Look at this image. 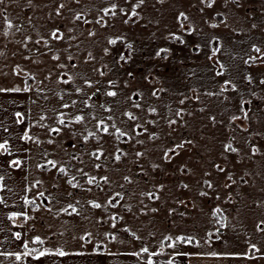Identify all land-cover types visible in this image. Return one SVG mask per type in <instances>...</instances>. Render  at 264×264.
<instances>
[{
	"label": "rangeland",
	"instance_id": "obj_1",
	"mask_svg": "<svg viewBox=\"0 0 264 264\" xmlns=\"http://www.w3.org/2000/svg\"><path fill=\"white\" fill-rule=\"evenodd\" d=\"M262 81L264 0L0 3V88L31 94L32 226L60 248L126 264L251 250Z\"/></svg>",
	"mask_w": 264,
	"mask_h": 264
},
{
	"label": "crops",
	"instance_id": "obj_2",
	"mask_svg": "<svg viewBox=\"0 0 264 264\" xmlns=\"http://www.w3.org/2000/svg\"><path fill=\"white\" fill-rule=\"evenodd\" d=\"M0 90V145L3 146L0 147V261L5 264H126L123 258L101 256L96 250L60 248L58 240L44 239L41 226L33 230L28 196L34 163L27 136L31 94L26 89ZM259 229L258 238L246 239L255 246L251 250L180 255L175 264H264V218ZM38 235L42 240L35 242L33 238ZM60 252L65 255H59Z\"/></svg>",
	"mask_w": 264,
	"mask_h": 264
},
{
	"label": "snow or ice",
	"instance_id": "obj_3",
	"mask_svg": "<svg viewBox=\"0 0 264 264\" xmlns=\"http://www.w3.org/2000/svg\"><path fill=\"white\" fill-rule=\"evenodd\" d=\"M140 2L142 3L143 2V0H140ZM0 3H3V0H0ZM62 7V6H61ZM209 7H211V4H209ZM181 16H183V13H181ZM79 18V17H78ZM185 19H186V17H185ZM53 35L55 36L56 34L55 33H53ZM112 43H114V41H112ZM255 51H257V52H259L260 51V49L259 48H256L255 49ZM262 82H264V81H262ZM0 91H2V90H0ZM109 96H115L116 95V93L115 92H109V93H107ZM129 118L131 119L132 117L130 116V114H129ZM78 120H80V119H82V117H78L77 118ZM62 123H63V121H61ZM172 123H174V121L172 122ZM105 132H107L108 131V129H107V127H105L104 129H103ZM117 132L119 133V135H124V133L123 132H120V130L119 129H117ZM0 147H3L2 145H0ZM177 147H182V145H177ZM229 148L231 147L230 145L228 146ZM233 151H235V149H232ZM95 155V154H94ZM137 155H142V153H137ZM97 158H99V157H97ZM119 156H117L116 157V159L117 160H119ZM165 158L167 159V153H165ZM14 163H18V162H14ZM97 167H99V165H97ZM61 171H63V169H61ZM107 178L105 177V180H106ZM70 183H71V181H69ZM93 181H92V179H89V181H88V183H92ZM210 186V185H209ZM93 207H96V208H99V207H101V205H99V204H93L92 205ZM17 237H19V233H17ZM178 239H181V240H183L184 238L183 237H180V238H178ZM191 241H192V238H188V242L189 243H191ZM253 247H255L254 245H253ZM144 251L145 252H147V249H144ZM41 255H44V253H41ZM59 255H61V256H63V255H65V253L64 252H60L59 253ZM212 255H216L215 253H212ZM17 259H19V256H17ZM149 264H150V262H149Z\"/></svg>",
	"mask_w": 264,
	"mask_h": 264
}]
</instances>
